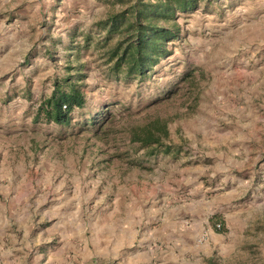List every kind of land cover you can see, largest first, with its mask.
I'll use <instances>...</instances> for the list:
<instances>
[{
	"label": "rangeland",
	"instance_id": "obj_1",
	"mask_svg": "<svg viewBox=\"0 0 264 264\" xmlns=\"http://www.w3.org/2000/svg\"><path fill=\"white\" fill-rule=\"evenodd\" d=\"M119 8L0 0V264H264V0L179 15L141 79L105 71L96 23ZM76 57L85 105L35 122ZM153 115L177 154L129 141Z\"/></svg>",
	"mask_w": 264,
	"mask_h": 264
},
{
	"label": "trees",
	"instance_id": "obj_2",
	"mask_svg": "<svg viewBox=\"0 0 264 264\" xmlns=\"http://www.w3.org/2000/svg\"><path fill=\"white\" fill-rule=\"evenodd\" d=\"M213 1L217 0H115L120 8L96 23L98 30L104 32L100 48L115 40L105 51L109 63L106 73L116 78L146 77L162 59L172 54L171 42L181 38L179 15L192 13ZM90 38L92 36H86V43ZM84 65L77 57L68 60L61 78L53 79L49 95L37 105L32 116L35 122L44 120L70 125L71 113L86 103L82 89L85 86ZM183 79L192 86L195 84L192 73L185 74ZM169 121L159 115L149 116L143 124L128 127L129 141L144 148L148 156L159 151L177 154L179 147L166 142Z\"/></svg>",
	"mask_w": 264,
	"mask_h": 264
},
{
	"label": "built area",
	"instance_id": "obj_3",
	"mask_svg": "<svg viewBox=\"0 0 264 264\" xmlns=\"http://www.w3.org/2000/svg\"><path fill=\"white\" fill-rule=\"evenodd\" d=\"M216 227H220V224H216Z\"/></svg>",
	"mask_w": 264,
	"mask_h": 264
}]
</instances>
